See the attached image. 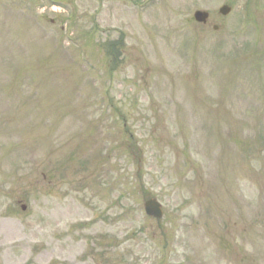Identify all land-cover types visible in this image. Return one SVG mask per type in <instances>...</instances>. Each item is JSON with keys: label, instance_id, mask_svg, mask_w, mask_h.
I'll return each instance as SVG.
<instances>
[{"label": "rangeland", "instance_id": "rangeland-1", "mask_svg": "<svg viewBox=\"0 0 264 264\" xmlns=\"http://www.w3.org/2000/svg\"><path fill=\"white\" fill-rule=\"evenodd\" d=\"M54 1L0 0V264H264V0Z\"/></svg>", "mask_w": 264, "mask_h": 264}, {"label": "water", "instance_id": "water-1", "mask_svg": "<svg viewBox=\"0 0 264 264\" xmlns=\"http://www.w3.org/2000/svg\"><path fill=\"white\" fill-rule=\"evenodd\" d=\"M220 11L223 14H226L230 11V8L228 6H223ZM207 17H208V13L205 11L195 12V18L198 21L205 22L207 20ZM145 208H146V212L149 215L155 216L157 218H161L163 215L161 204L154 198H151L145 202ZM23 209H25V206H23Z\"/></svg>", "mask_w": 264, "mask_h": 264}]
</instances>
